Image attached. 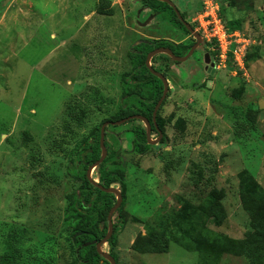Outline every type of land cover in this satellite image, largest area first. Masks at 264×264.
<instances>
[{
  "label": "rangeland",
  "instance_id": "rangeland-1",
  "mask_svg": "<svg viewBox=\"0 0 264 264\" xmlns=\"http://www.w3.org/2000/svg\"><path fill=\"white\" fill-rule=\"evenodd\" d=\"M214 1L239 33L232 49L246 45L241 65L204 36L205 0H173L203 40L186 61L154 63L169 82L160 109L168 141L140 154L131 129L143 121L106 127L110 146L119 150L113 164L126 169L125 185H115L124 193L117 242L103 246L118 264H197V252L174 242L165 253L142 250L157 229L158 210L180 212L218 190L225 213L208 226L244 238L252 229L240 193L247 173L254 178L250 194H261L264 203V0ZM148 38L196 40L167 11L156 13L140 0H0V259L15 234L17 264H80L64 215L69 167L81 165L73 149L120 107L147 102L124 94L121 76L132 68V45ZM76 106L88 108L80 126L69 115ZM179 117L184 129L174 127ZM234 120L244 127L238 131ZM220 264L249 263L226 255Z\"/></svg>",
  "mask_w": 264,
  "mask_h": 264
},
{
  "label": "trees",
  "instance_id": "trees-1",
  "mask_svg": "<svg viewBox=\"0 0 264 264\" xmlns=\"http://www.w3.org/2000/svg\"><path fill=\"white\" fill-rule=\"evenodd\" d=\"M140 1L145 7L152 9L156 13L160 12V9L161 11H167L170 21L175 26H179L191 34L178 17L175 9L167 2L161 0ZM100 10L104 14L111 13V10L103 7ZM182 16L185 18L183 13ZM239 23V21H234L233 28H238ZM191 45L192 42L184 45L169 38H148L133 44L129 54L132 68L122 73L121 76L123 92L127 96L147 97V102L141 103L136 108L130 106L120 107L116 112H113L97 124L93 129V133L84 138L82 145L79 144L73 149L75 156L81 160V165L77 166L74 162L75 164L69 167L70 177L68 178V183L71 189L65 195L67 205L64 215L65 220L72 227L71 235L77 245L76 254L80 264H111L98 253L96 243L104 238L108 232V214L115 205L117 196L114 193L105 192L98 188L87 177L88 167L99 160L102 155L100 144L102 124L105 121H116L134 114H142L152 121L153 111L162 96L164 85L163 81L147 67L146 58L148 53L157 47H169L177 55H185ZM156 60L160 62L161 66L166 68L171 66L170 62L172 64L176 63L168 54L155 55L152 58V66L164 73V75H166L164 68L154 65ZM76 107L70 109L69 115L71 121L80 126L83 125L88 108L80 106L76 109ZM136 120L139 119H131L130 121ZM157 124L163 130L164 126L160 111L157 115ZM234 124L238 131L242 126L244 127L242 121L234 120ZM152 125L155 127L154 124ZM174 127L184 129V119L179 117ZM66 128H70L69 124L66 125ZM131 131L134 133L133 150L140 154L147 153L151 144L147 141L144 124L137 123L133 125ZM107 135L108 128H106ZM166 141H168V136L165 134L162 141L158 144H164ZM91 142H94L91 153L83 157L84 150ZM105 144L108 154L97 167L98 178L96 180L106 187L117 184L123 187L125 185L126 169L121 165L113 164V159L115 155H119V150L115 151L110 146L107 137H105ZM109 162L112 165H107ZM253 179L252 175L247 173L240 191L242 203L250 216L252 227L244 238H233L208 226L210 218H221L225 213L222 199L220 198L221 193L218 190H214L209 193L208 198L204 202L197 205H187L186 210L173 214L158 210L155 214L157 229H150L148 239L143 242L142 250L165 253L169 251L170 242H174L188 251L197 252V264H220L226 255L245 257L249 264H264V203L259 205L262 202L259 201L262 198L261 194H250L249 192V186ZM258 205L261 207H258ZM122 207L123 204L114 213L116 216L113 220L114 232L106 242L112 247L117 242L118 223L122 221L120 216ZM17 240H19V237L14 234L9 245L10 251L7 257L0 259V264L18 263V259L15 257L17 248L14 245ZM111 254L117 259L113 252Z\"/></svg>",
  "mask_w": 264,
  "mask_h": 264
},
{
  "label": "water",
  "instance_id": "water-1",
  "mask_svg": "<svg viewBox=\"0 0 264 264\" xmlns=\"http://www.w3.org/2000/svg\"><path fill=\"white\" fill-rule=\"evenodd\" d=\"M164 2H167L168 4H170L176 11L178 17L183 21L184 25L187 27L188 30H190L192 32V34L197 38V42L189 49V51L181 56V55H177L171 48L169 47H157L155 49H153L152 51H150L147 55L146 58V65L147 67L151 70V72L158 76L162 81H163V85H164V89H163V93L161 98L158 100L154 111H153V116H152V121L153 123L156 125L157 129L160 132V135L157 139H152L151 138V131H152V123L151 121L143 116L142 114H134V115H130L126 118L120 119V120H116V121H105L102 124L101 127V137H100V144H101V148H102V155L100 157L99 160H97L95 163L91 164L88 169H87V177L89 179V181L91 183H93L95 186H97L98 188L102 189L105 192H110V193H114L117 196V201L115 203V205L111 208L109 214H108V222H109V229L108 232L106 234V236L104 238H102L100 241H98L96 243V247H97V251L100 255H102L105 259H107L111 264H118L116 258L108 251H105L103 249V245L111 238V236L113 235L114 232V221H113V217H114V213L116 212V210L121 206L122 201H123V193L121 191V189L115 187V186H110V187H106L102 184H100L96 179H94V177L92 176V171L96 168L99 167V165L104 161V159L106 158L107 154H108V150L105 144V137H106V127L109 124H122L125 123L131 119H140L142 120L146 125H147V139L148 142L150 144H156L158 143L161 138L163 137V132L161 130V128L158 126L157 124V115H158V111L161 107V105L163 104L164 100L167 97L168 91H169V82L168 79L166 77V75H164V73L156 70L153 66H152V58L155 55L161 54V53H166L168 54L170 57H172L175 61H186L187 59H189L193 53L195 52V50L197 49V47L199 46V44L202 41V37L193 29V27L191 26V24L188 21H185L180 10L178 9V7L176 6V4L173 2V0H161ZM153 15L150 17L152 18ZM149 18V19H150ZM149 22V20H147L145 24H147ZM205 61L207 63L210 64V68H212V66L214 65V63L211 62L210 60V56L208 53L205 54Z\"/></svg>",
  "mask_w": 264,
  "mask_h": 264
},
{
  "label": "built area",
  "instance_id": "built-area-1",
  "mask_svg": "<svg viewBox=\"0 0 264 264\" xmlns=\"http://www.w3.org/2000/svg\"><path fill=\"white\" fill-rule=\"evenodd\" d=\"M199 20L206 39L221 47V56L225 58L232 51L235 60L241 65V61H243L242 59L246 54V45L232 49V37L239 36V33L238 31H232L226 25L219 13V6L214 0H205V9L202 15L199 16Z\"/></svg>",
  "mask_w": 264,
  "mask_h": 264
},
{
  "label": "flooded vegetation",
  "instance_id": "flooded-vegetation-1",
  "mask_svg": "<svg viewBox=\"0 0 264 264\" xmlns=\"http://www.w3.org/2000/svg\"><path fill=\"white\" fill-rule=\"evenodd\" d=\"M184 18V17H183ZM184 20L185 21H187L185 18H184ZM192 26V25H191ZM193 29H194V27H193ZM195 30V29H194ZM190 31V30H189ZM191 32V31H190ZM192 33V32H191ZM194 36V35H193ZM195 37V36H194ZM196 38V37H195ZM170 39V38H169ZM202 40H203V38H202ZM197 42V38H196V40L194 41V42H192V45H191V47L195 44ZM201 44H202V41H201V43L199 44V46H201ZM198 46V47H199ZM197 47V48H198ZM196 51V50H195ZM166 54V53H165ZM181 56H183V55H181ZM204 60H205V56H204ZM177 62H180V61H176V63ZM212 63H214L213 61H211ZM172 65V64H171ZM168 95V94H167ZM165 101V100H164ZM164 103V102H163ZM163 105V104H162ZM162 105H161V107H162ZM161 107H160V109H161ZM160 109H159V111H160ZM158 111V112H159ZM144 116V115H143ZM146 117V116H145ZM135 119H137V118H135ZM149 119V118H148ZM140 120V119H139ZM150 120V119H149ZM130 121V120H129ZM140 121H142V120H140ZM151 121V120H150ZM128 122V121H127ZM126 123V122H125ZM151 123L152 124H154L153 123V121H151ZM144 124V126H145V128H146V138H147V125L145 124V123H143ZM109 125H111V124H109ZM154 126L155 127H153V125H152V131H155L156 133H157V137L156 138H152V131H151V138L152 139H157L158 137H159V135H160V132H159V130L157 129V127H156V125L154 124ZM162 130V129H161ZM162 132H163V130H162ZM164 136H165V133L163 132V137L161 138V140L159 141V142H161L162 141V139L164 138ZM147 141H148V139H147ZM158 142V143H159ZM157 144V143H156Z\"/></svg>",
  "mask_w": 264,
  "mask_h": 264
}]
</instances>
